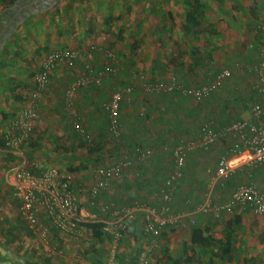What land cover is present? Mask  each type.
Returning <instances> with one entry per match:
<instances>
[{
    "label": "rangeland",
    "instance_id": "1",
    "mask_svg": "<svg viewBox=\"0 0 264 264\" xmlns=\"http://www.w3.org/2000/svg\"><path fill=\"white\" fill-rule=\"evenodd\" d=\"M4 1L14 3V0ZM200 1L204 7L200 17L199 33L192 35L181 30L187 10L183 0H46V2L44 0L40 2L24 0L26 7L21 12L24 16L23 22L18 25L15 34L10 38L12 43L3 49L2 56H0L2 72L4 70L9 72V75L12 74L8 77V84L3 82L5 77L0 81L2 84L0 93L6 95L5 103L9 102L7 101L9 98L11 100L13 94L20 95L21 105L16 112L0 109L1 122L27 106L34 93V75L43 56L50 49L76 47L89 50L97 46L112 49L119 59L120 70L117 74L107 76L112 82L108 79L111 82L108 83L105 79L102 89L105 85L109 88L119 79L120 82L125 81L123 78L126 79L127 84L132 83V80L135 82L136 78L144 72V68L140 67H145L146 70L149 68V65L145 64V56L150 53L154 55L152 58L154 66L150 67L148 72L155 70L159 76L161 73L164 77L170 74L176 76L169 68L170 63L189 59L191 49L195 51L193 60L197 62L196 69L200 68L198 70L200 75L207 69L204 66L205 62L209 64L210 60H214L213 67L218 66L217 55L221 54L228 45L233 47V52H235L233 54L239 52L245 55L248 52L253 60L260 58L258 49L261 47V40L258 25L264 21V14L258 8V0ZM222 24L230 29L224 33L219 32L222 34L220 36L213 37L217 34L214 32L218 30L216 26L220 27ZM249 44L259 46L252 52ZM97 60L99 61L100 58L97 57ZM81 70V64L73 69L59 67L54 70L37 106L32 128L26 138L17 145V151H20L26 158L30 156V166L54 167L62 174L69 176L72 182L79 183L87 190L95 182L97 168L113 165L119 157H122L121 154L125 153L118 149L121 143L120 137L108 139L105 122L102 120V117L106 116L104 106L107 101V88L92 103L82 101L84 97L88 98L89 94H95L91 85L82 87L73 94V110L80 123L83 122V113L90 107L96 113L98 123L102 122V124L97 123V127L91 128L88 121H84L81 124L84 130L82 136H79L80 134L78 135L67 124L63 113L65 95L63 84L68 75L73 77ZM16 76L19 78L18 82H16ZM253 78V75L248 76V82L251 83ZM223 86L224 89H228V85ZM223 93L228 99L227 90ZM165 94H148L143 104H151L156 96ZM233 94L229 98L237 99L240 95L234 92ZM252 99V95L245 98L247 102ZM4 102L2 105L5 104ZM132 103L131 97L128 103H124L126 106L121 114L125 113V109ZM154 124L161 127L164 122ZM179 138L183 137H176V139ZM176 139L174 137L175 141ZM84 140L88 145L92 142L99 143L101 149L94 153L88 152L86 146H79ZM140 144L146 146L141 141ZM135 149V147L130 148L132 153L129 156L132 164L122 169L119 176L108 183L104 194H99V199L104 203L111 206H122L140 201L141 198H150L149 193L138 191L134 196L131 195V191L127 190L131 186L138 189L137 182L147 178L143 176L141 168L149 162L137 160L134 157ZM158 155H160L159 152ZM9 165L11 161L7 159L6 151H0V247L22 258L25 264H44L47 257L51 264L52 262L57 264L59 261L64 264H135L136 258L147 251L149 238L143 232V216L139 214L127 223L125 227V229L129 227L127 232L122 231L118 238L110 236L106 241L98 244L93 241L85 242L82 238L70 235L54 234L48 231L45 225L39 226L43 234L33 233L19 217L17 203L3 181V173ZM74 167L78 169L70 170ZM198 179L201 183L199 189L192 197L187 196L191 199V204L203 205L207 200L209 203L220 204L229 198L224 195L228 184L230 188L239 182L248 181L264 191V166L246 167L240 176L232 177L229 182L225 180L226 185L220 189L221 191L215 188L216 183L210 184V189H206L207 178L204 174H200ZM150 183L156 185L154 180ZM84 197L86 198L85 193ZM179 197L182 200L184 196L179 195ZM150 202L151 205L158 204L156 192ZM188 208L183 204L180 210L175 209V211L187 212ZM237 213H240L241 220L235 224L230 220ZM204 214L209 215L210 213ZM218 214V216L210 214L209 218L207 216L200 219L185 217V222H179L180 225L162 227L156 245L152 251L147 252L144 258L146 261L144 264H170L167 260L168 256L180 259L181 264H184L183 260L186 256L190 257L189 264H264V214L255 215L249 211L238 212L237 208H232L230 211L222 210ZM229 221L231 223L228 225ZM194 225L208 226L207 234L214 241L210 247L190 245V231ZM226 232L230 237L229 252H227L230 258L228 260L225 256L224 260H219L216 253L226 254L221 249L222 245L224 246L223 239L226 237ZM218 241L221 245L217 243ZM63 245L66 246L62 249ZM75 251L78 254L75 257L71 256L70 253Z\"/></svg>",
    "mask_w": 264,
    "mask_h": 264
},
{
    "label": "built area",
    "instance_id": "2",
    "mask_svg": "<svg viewBox=\"0 0 264 264\" xmlns=\"http://www.w3.org/2000/svg\"><path fill=\"white\" fill-rule=\"evenodd\" d=\"M262 3L264 6V0ZM258 29L261 35V47L258 49L260 58L252 67H243L246 71H253L256 76V80L250 85L257 95L249 104L250 117L233 120L217 129H213L207 123L202 124L195 139L179 141L173 149V168L158 187L156 195L159 202L155 206L147 201H141L129 206L112 207L99 199V192L105 189L110 181L116 179L122 169L132 164L127 154H121L122 157L113 165L97 168L95 182L87 190L79 183H73L69 176L54 167L41 165L27 167L25 157L17 151V145L26 138L32 128L37 106L54 70L60 66L73 69L79 61H83L82 72L73 75L66 87L63 105L66 122L79 133H83V129L75 117L73 94L87 84L101 85L104 77L117 74L120 70L119 59L109 48L97 46L89 50L59 48L47 51L34 75V93L27 106L14 117L0 123V140L4 141L7 148L0 151H9L21 158L19 163L5 169L3 180L10 189L11 196L17 203L18 215L27 228L41 235L44 232L39 226L45 225V228L54 234L70 235L90 242L92 238L86 224L101 223V231L118 238L127 223L139 214L143 216L142 228L145 236L149 238V247L136 258L135 264H144L147 252L152 251L157 243L160 229L166 224L178 225L184 217L183 213L171 211L169 202L182 176V167L188 151L207 149L214 143L226 142L225 151L218 158L215 174L210 178L213 184L227 177L239 165L252 168L264 166V21L258 25ZM96 56H101L105 60L100 68L94 65ZM235 66L241 68L239 63H235ZM230 75L227 68H220L209 74L205 84L195 86L178 84L173 76L168 80L154 82L145 80L146 77L143 75L136 79L149 95L175 91L195 102H201L221 87ZM131 95V86L110 93L106 108L107 130L111 139L118 138L120 134V102L128 103ZM135 154L137 160L147 161L152 149L139 147ZM232 208H237L238 212L264 214V193L252 183L243 181L236 186L226 202L214 204L207 200L200 210L218 216L219 211H230Z\"/></svg>",
    "mask_w": 264,
    "mask_h": 264
},
{
    "label": "crops",
    "instance_id": "3",
    "mask_svg": "<svg viewBox=\"0 0 264 264\" xmlns=\"http://www.w3.org/2000/svg\"><path fill=\"white\" fill-rule=\"evenodd\" d=\"M257 2H258L259 10H261L262 13L264 14V6L262 3V0H258ZM24 3H25L24 0H14V3H6L4 0H0V56H2L3 49H5L6 46H9L12 43L10 42L11 40L10 38L13 37V35L15 34V31L19 27L18 25L22 24L21 22H23L24 16L21 12L26 7ZM252 10H254V8H252ZM224 17H227V16L224 15ZM216 28H218V30L217 29L215 30L214 28L215 30L214 32H216L217 34H214L213 37L220 36L222 34H220L219 32L224 33L225 31L227 32V29H230V28H227L225 24H222V26L220 27L216 26ZM259 39L261 40V35ZM222 42L224 43L225 41L223 40ZM258 46L259 45L249 44V47L252 48L253 50L252 52H254L255 48L257 49ZM232 48L233 47H231V45H228L227 48L225 49L223 48L224 50L221 52V54L217 55V58H219L217 60L219 62L218 66L213 67V65L215 64L214 60H212L214 62L213 65H212L211 60L209 61V64H206L205 62L204 66H206L207 69H205L202 75H200V72L198 71L200 68L196 69L195 64L197 65V62H195L196 60L195 61L193 60V57L195 56V53H194L195 51H193L192 49L189 52L190 53L189 59L187 58V60L184 59L177 63H174V62L170 63L169 68L171 71H173V73L176 76L170 74L167 77H164V76H161V73L159 76V74L156 73L155 70L154 72L151 70V72L149 73L148 69L154 66L153 64L154 59H152L154 55L150 53L145 56V59H146L145 64L149 65L148 66L149 68L147 70L145 67H140V68H144V72L142 73V75L146 77L147 79L145 80L149 82L168 80L170 77L173 76L175 77V80L178 84H183L185 86L202 85L208 81L209 74L215 73L220 68H224V67L227 68L231 73L230 77L224 82L225 86L228 85V89H224V86H223L224 84H223L221 87L217 88L209 98L204 99L200 105L199 103L193 101L189 97L183 96L182 94L175 92V91L166 93L165 95H162V96H156L155 100L151 104L145 105L143 104V100L144 98H146V95L148 94L141 88L138 79H136L135 82L132 80V83L129 82L130 84H127L125 82L126 81L125 78H123V80L125 81L121 80V82L119 79L118 82H114L111 86H109V88L106 87L105 85L104 89L102 88L104 86L103 83L105 79L107 80L108 83H111L112 82L111 78L109 79L108 77H104L102 79L101 85L99 86L91 84L92 86H95L97 88L95 89V87H92L94 88L92 90H95V94H89L88 98L84 97L82 101H88L90 103L96 101L95 98L101 96L103 90H106V88L108 89V95H106V100L108 101L110 93L112 91L119 90L122 87L129 86V85H131V87L132 86L134 87L132 89V96H131L133 99V103L131 105L128 104L129 107L125 109V113L123 112L121 114V111L123 110L124 106H126L124 105V103L126 102L122 101L120 103V110H119L120 135L119 137H120L121 143L119 144L118 149L123 150L124 153L127 154V156L130 158L129 155L130 153H132L130 150L132 143H135V144L139 143V146L141 147H145V148L148 147L152 149V155L148 160L149 163L146 164V166L144 165L141 168L143 176L147 178L144 181L139 180V182H137V184H139V188H138L139 190L133 186L127 189L131 191L132 192L131 195H134V196L137 195L136 193L138 191L142 193H149L150 198H141L140 201L139 200L134 201L133 203L141 202V201H147V202L151 201V197L153 198L154 193L157 191L158 187L163 183L164 179L167 177V175L171 172L173 168L174 161L172 157V151L174 147L179 143V141L195 139L198 136V133H199L198 127H200L201 122L205 121L204 123H207L213 129H216V128L222 127L225 124L230 123L233 120H236L239 118L247 119L250 117L249 104L254 100L255 97L250 102H247L245 98L252 95L250 91L251 90L250 85L256 80V76L253 71H246L243 67L245 66L252 67L254 64L257 63L258 60L257 59H255L256 61L253 60V57H251L248 52L245 53V55H243L242 53L239 54V52L237 54H233L235 52H233ZM220 49L222 50L221 44H220ZM97 57L98 56L95 57L94 62L96 65L101 67V65L105 62V60L103 58L102 59L100 58V60L98 61ZM235 63H239L241 65L242 70L241 68H237L235 66ZM80 64L82 65V68H83V61H79L76 65H80ZM60 67H63V66H60ZM199 67H202V66H199ZM2 69L3 68H1L0 66V81L2 80L3 77H5L3 82L7 83L9 81L8 77L11 76L12 74L9 75V72L4 71V70L2 72ZM250 75L254 76L251 83L248 82V79H247V77ZM16 77H17L16 82H18L19 78L18 76ZM70 79H71V75H68L63 84L64 91ZM108 79L111 82H109ZM0 86L2 87L1 83H0ZM237 87L240 90L238 92H235ZM225 90H227L228 99H227V96L223 93L225 92ZM233 92L240 94L238 95L237 99L235 97L234 99L229 98L231 94L234 95ZM1 93H0V109L3 108L7 112L8 111L16 112L17 108L21 105L19 102L21 100L20 95L16 93L13 94V97L11 98V100H9L10 99L9 98L7 100L9 102L6 101L7 103H5L4 97L6 95L4 96L3 93L2 94ZM78 99L80 100V98ZM186 99L188 100L186 101ZM3 102L5 104L2 105ZM83 104H85V102ZM142 110H144L145 112L148 110L149 111L145 113ZM82 117H83L82 119L83 122L88 121V124L91 128H93L94 126L97 127L98 124H102V122L98 123L97 115L93 109L91 110L90 107L88 111L83 113ZM102 120H104L105 127L107 129V126H108L107 121H106L107 115L105 117H102ZM83 122L81 121V124H83ZM155 122L156 123L164 122V125L161 127H158V126H155L154 124ZM67 124L69 125L68 122ZM107 137L108 139H111V137H109V134L107 135ZM174 137L175 139L176 137H183V138L176 139L175 141ZM140 141L143 142V144H145L146 146L141 145ZM225 143L226 142H218V143H214L210 145L207 149H192L187 152L185 163L182 169V176L178 180L175 193L169 202L171 211L172 210L175 211V209L180 210L183 204H185L187 207H189V204L191 205V202H190L191 199L187 196L192 197V195H195V191L199 189V186L201 183L198 179V176H200V174H204L206 176L207 181H206L205 188L210 189L209 185L213 184L210 178L215 174L216 164H217L219 156L223 154L225 151V147H226ZM158 152L160 155H158ZM131 156H133V154H131ZM134 157L136 159L138 158L136 154L134 155ZM246 167L247 166H244V165H239L235 167L226 179H221V181L219 182L217 180V183L215 184V188H218L219 190L223 189L224 186L226 185V181L229 182V180L232 179V177H235L236 175L240 176V174H242V171L246 169ZM135 173L137 174L136 171ZM153 180L156 182V185L150 183ZM245 182H248V181H245ZM239 183H237L236 185L234 184V186H231L230 188L228 184L226 186L227 190H224L225 191L224 195H227V198H228L230 194L232 193V191L236 188V186ZM178 184H180V186H178ZM152 189H154V193H152ZM181 191H183V193H181ZM123 192H125V190ZM179 195L184 196L182 197L183 201L181 200V197H179ZM223 198L224 197L222 196V199ZM133 203L131 204L129 203V204L132 205ZM150 204L152 203L150 202ZM122 206H129V205L127 204V205H122ZM201 206H202L201 204L197 206L194 205L193 208L189 209L187 212H183V211L182 212L175 211V212L184 214V217L181 220L183 222H185L184 221L185 217L186 218L197 217L200 219V218H205L208 216L209 218L210 214L208 215V214L200 213V212H203V210H200ZM190 220L193 221V219H189V221ZM186 221H188V219ZM200 221H205V220H200ZM213 243L214 241L212 240V244ZM65 246L63 245L62 249L65 248ZM0 250L4 252L7 251L9 253H12L8 250H5V248L0 247ZM70 254L71 256L75 257L76 254L78 253L77 251H75ZM1 262L2 260H0V264H12L9 261H5L4 263H1ZM20 263L25 264L23 259L20 260ZM52 263L55 264V262H52ZM60 264H64V263L61 262ZM66 264H72V263H66Z\"/></svg>",
    "mask_w": 264,
    "mask_h": 264
},
{
    "label": "trees",
    "instance_id": "4",
    "mask_svg": "<svg viewBox=\"0 0 264 264\" xmlns=\"http://www.w3.org/2000/svg\"><path fill=\"white\" fill-rule=\"evenodd\" d=\"M45 1V0H44ZM56 1V0H55ZM38 2H40V0H38ZM46 2V1H45ZM183 3L184 5L187 6V10L184 14V23L182 24L181 26V30L184 32V33H189V34H192V35H195L197 33H199V25H200V17L202 15V10H203V3L200 1V0H183ZM99 58H102L101 56H98ZM94 65L96 66V68H100V66L96 65L95 62H94ZM52 76V75H51ZM72 80V76H71V79L70 81ZM69 81V82H70ZM68 82V84H69ZM91 84H87V85H84V86H81L80 88H85V87H90ZM92 86V85H91ZM95 87V86H93ZM78 88V89H80ZM77 89V90H78ZM95 89H97L95 87ZM251 89V87H250ZM240 90V89H239ZM239 90H235V92H238ZM251 93H252V96L253 98L256 97V92H254L252 89L250 90ZM213 94V93H212ZM211 94V95H212ZM209 98V97H208ZM122 102V101H121ZM120 102V103H121ZM107 103V101H106ZM106 103H105V106H104V110H105V113L106 115L108 114V110L106 108ZM199 103V102H197ZM120 108V106H119ZM120 110V109H119ZM14 117V115H12L11 117H9L8 119ZM106 119V118H105ZM4 120H6V118H4ZM107 125H108V118H107ZM80 122V121H79ZM205 122V121H204ZM204 122H201L200 123V126L202 124H205ZM0 123H2L0 121ZM120 124V123H119ZM200 128V127H198ZM83 129V128H82ZM217 129V128H216ZM76 133L78 134L79 132L76 131ZM83 133H84V130H83ZM83 133H79L78 135L79 136H82ZM84 139V138H83ZM33 145V144H32ZM137 145V146H135ZM80 147L81 146H86L88 152H98V150L101 149V145L99 143H90V145H88L85 140L84 141H81L80 142ZM131 147H135L136 149L141 147L139 146V143L135 144V143H132ZM0 148H2V150H6V146H5V143L3 140H0ZM142 148V147H141ZM145 148V147H143ZM148 148V147H146ZM135 149V150H136ZM7 153V159L11 161V165L10 166H13V165H16L17 163H19V160L21 159L19 156L9 152V151H6ZM23 155V154H22ZM152 155V154H151ZM25 159H26V163H27V167H30L31 164L30 163V156H28L26 158V156L24 155ZM151 157V156H150ZM149 157V158H150ZM172 157H173V151H172ZM149 158L147 159V161L149 160ZM174 161V160H173ZM185 163V162H184ZM34 166V165H33ZM8 168V167H7ZM82 168H84V166H82ZM78 169L77 167H74V168H70V170H76ZM183 169V167H182ZM229 176V175H228ZM227 176V177H228ZM226 178V177H225ZM224 179V178H222ZM221 181V179L218 180V182ZM74 183V182H73ZM254 186V185H253ZM106 191V189H102L99 194H104ZM158 191V189H157ZM157 191H156V194H157ZM262 191V190H260ZM264 193V191H262ZM156 205V204H155ZM154 206V204H153ZM193 204H189V208L188 209H192L193 208ZM112 207H118V206H112ZM204 212V211H203ZM204 213H210L212 214L211 212H204ZM240 213H237L233 219H231L230 221L235 223V224H238L241 220V216L239 215ZM229 221L228 225L231 223ZM165 226H170L168 224H166ZM172 226V225H171ZM86 227L88 228V230H90V234H91V238H92V241L95 242V243H102L103 241H106L107 238L109 237L110 238V235L104 231H101V223H88L86 224ZM129 228V227H128ZM128 228L124 229L123 230V233L124 232H127L128 231ZM209 231V228L208 226L204 225V226H199V225H194L192 226V229L190 231V237H189V242H190V245L191 246H196V247H208V246H211L212 245V239L210 238V236L207 234ZM30 234V233H29ZM229 233L226 232V237L225 239H223V243H224V246L222 245L221 249L223 250L224 254L225 255H218L216 253V255L218 256V259L219 260H224L225 256H226V259L229 260L230 256L229 254H227V252H229V246H230V237L228 235ZM58 235V234H57ZM218 244L221 245V242L218 241L217 242ZM95 252V250H93ZM4 257V258H3ZM0 260H2L1 263H4L5 261H9L10 263L12 264H19L20 263V260H22L20 257H18L17 255L13 254V253H9L7 251H2L0 250ZM133 260V259H132ZM167 260L170 262V264H181V260L178 259V258H173L171 256H168L167 257ZM184 261V264H189L190 263V257L186 256L185 259L183 260ZM50 259L47 257L46 258V261H44L43 263L44 264H50ZM21 264V263H20ZM134 264V263H133Z\"/></svg>",
    "mask_w": 264,
    "mask_h": 264
},
{
    "label": "flooded vegetation",
    "instance_id": "5",
    "mask_svg": "<svg viewBox=\"0 0 264 264\" xmlns=\"http://www.w3.org/2000/svg\"><path fill=\"white\" fill-rule=\"evenodd\" d=\"M46 1V0H45Z\"/></svg>",
    "mask_w": 264,
    "mask_h": 264
}]
</instances>
